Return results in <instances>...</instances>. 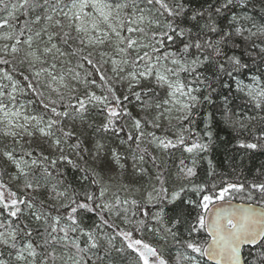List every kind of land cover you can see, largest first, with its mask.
<instances>
[{
  "label": "snow or ice",
  "instance_id": "snow-or-ice-1",
  "mask_svg": "<svg viewBox=\"0 0 264 264\" xmlns=\"http://www.w3.org/2000/svg\"><path fill=\"white\" fill-rule=\"evenodd\" d=\"M0 264H264V0H0Z\"/></svg>",
  "mask_w": 264,
  "mask_h": 264
},
{
  "label": "water",
  "instance_id": "water-1",
  "mask_svg": "<svg viewBox=\"0 0 264 264\" xmlns=\"http://www.w3.org/2000/svg\"><path fill=\"white\" fill-rule=\"evenodd\" d=\"M244 202H242V201H236V200H234L233 201V204L234 205H236V204H243ZM208 239H210V237H208Z\"/></svg>",
  "mask_w": 264,
  "mask_h": 264
},
{
  "label": "rangeland",
  "instance_id": "rangeland-1",
  "mask_svg": "<svg viewBox=\"0 0 264 264\" xmlns=\"http://www.w3.org/2000/svg\"><path fill=\"white\" fill-rule=\"evenodd\" d=\"M236 201H240L239 199H236Z\"/></svg>",
  "mask_w": 264,
  "mask_h": 264
},
{
  "label": "trees",
  "instance_id": "trees-1",
  "mask_svg": "<svg viewBox=\"0 0 264 264\" xmlns=\"http://www.w3.org/2000/svg\"><path fill=\"white\" fill-rule=\"evenodd\" d=\"M145 239H147V237H145Z\"/></svg>",
  "mask_w": 264,
  "mask_h": 264
}]
</instances>
